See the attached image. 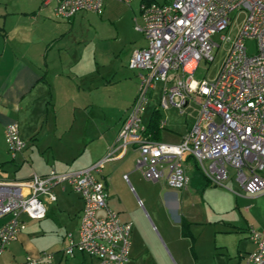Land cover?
I'll return each mask as SVG.
<instances>
[{"label": "built area", "instance_id": "obj_1", "mask_svg": "<svg viewBox=\"0 0 264 264\" xmlns=\"http://www.w3.org/2000/svg\"><path fill=\"white\" fill-rule=\"evenodd\" d=\"M56 17L70 20L80 11L102 13L105 0H54ZM130 3L134 0H117ZM140 19L135 30L144 34L146 45L133 50L129 67L138 69V88L124 115L115 142L108 151L87 167L58 171L29 178H0V255L25 228L22 215L43 219V198L56 200L54 188L68 186L83 201L77 241L67 234L63 255L77 249L96 259L95 264H129L132 223L123 221L107 204L105 164L124 156L129 147L138 152L136 168L153 182L164 180L175 189L189 182L190 159L203 177L214 186L227 187L232 178L249 195L264 192V0H138ZM245 15L238 29L220 39L228 43L216 74L195 78L201 60L212 61L219 47L218 32L229 30L234 12ZM247 40L256 42L248 52ZM157 83H161L158 112L176 108L186 115L195 105L194 119L178 143L155 139L145 119L147 105ZM160 117L158 127L165 128ZM10 157L22 151L27 142L18 125L5 126ZM233 170V175L231 172ZM127 179V175L123 176ZM240 195V192L233 190ZM254 250L252 264H264V231L250 230ZM53 254L27 257L19 264H41Z\"/></svg>", "mask_w": 264, "mask_h": 264}, {"label": "crops", "instance_id": "obj_2", "mask_svg": "<svg viewBox=\"0 0 264 264\" xmlns=\"http://www.w3.org/2000/svg\"><path fill=\"white\" fill-rule=\"evenodd\" d=\"M54 5V0H0V178L6 180L26 179L34 173L43 175L51 168L67 171L59 169L53 160L73 159L77 149L82 150V144L93 146L103 140L104 147L96 156L100 158L115 142L121 125L113 128L100 124L93 112L92 74L87 73L90 86H85V91L81 85H76L75 74H67L69 68L79 65L82 56L79 41L68 39L67 26H60L54 19ZM20 16H23L24 23H21ZM136 79L138 82L137 74ZM137 88L138 83L130 103ZM154 111L153 107L147 120ZM156 113L162 117L161 111ZM165 118L167 125L159 128L157 140L167 130L170 135L178 137L177 142L168 143H178L183 135L167 129L169 117ZM10 122L17 123L20 137L27 142V146L13 159L8 153L4 133ZM130 148L137 152L129 147L123 157ZM16 158L20 162L15 164L18 167L30 160V170L21 178L11 179L7 176L6 167L10 162L15 163ZM191 170H195L194 167ZM164 184L158 191L159 197L167 216H174L179 229L174 237L166 233L170 244L167 264H252L248 255L255 245L249 233L251 229L264 231V192L249 195L237 185L239 189L235 191L240 192L238 195L211 185L196 172L189 175V182L183 189L171 188L165 181ZM108 186L106 180L107 194ZM56 188L63 193L69 187L57 186L54 193ZM55 195L54 202L58 199ZM78 197L82 210L83 201ZM108 198L109 195L107 204L110 207ZM43 201L46 217L47 204L53 202L46 197ZM21 218L25 228L0 255V264H19L27 257L37 259L45 252L30 248V218L26 215ZM68 233L72 234L74 241L78 240L77 227L75 231L66 233L61 250L52 253V258L43 260L41 264L52 261L53 264L97 262L77 249L71 257L63 255L62 250L68 245Z\"/></svg>", "mask_w": 264, "mask_h": 264}, {"label": "rangeland", "instance_id": "obj_3", "mask_svg": "<svg viewBox=\"0 0 264 264\" xmlns=\"http://www.w3.org/2000/svg\"><path fill=\"white\" fill-rule=\"evenodd\" d=\"M244 15V11L234 12L231 15L229 30L218 32L214 36V40L220 46L213 49L212 61L201 60L199 62L194 74L195 78L210 79L216 74L228 47V43L222 41L220 36L232 35L241 25ZM52 17L54 18V16ZM20 18H22L21 23H24L23 16ZM54 19L61 24L60 26H67L68 39L75 38L79 41L81 60L78 62V66L76 64L73 69L69 68L67 74L69 76L75 74L76 85H81L84 91L85 86H90L88 84L90 80L86 77L87 73L92 74L93 112L96 113L100 124L113 128L119 126L127 108L132 103L129 102V99L133 98L134 87L138 83L136 74L138 75L140 72L138 69L129 67V58L133 49L146 45L144 34L134 28L135 19L138 24H142L139 1L123 3L117 0H105L103 11L100 14L92 11H80L70 20L59 17ZM246 45L249 53L255 52L256 42L254 40H247ZM96 76L97 81L95 80ZM160 89L161 83H157L147 105L145 119L150 115L155 104H158ZM189 106L187 108L189 113L186 115L179 114L176 108L161 110L163 118L169 117L167 129L182 135L187 131L195 113V105L191 103ZM160 140L177 142L178 137L172 136L167 130H164ZM96 144L93 146L90 143L82 144V150L83 148L84 150L77 149L78 153L73 159L55 160V158L53 161L59 169L75 170L87 167L99 159L96 156L103 149L105 142L99 140V143ZM92 156L95 157L93 160ZM137 157L138 153L130 148L122 159L105 164L101 175L105 177V180H108L109 204L113 210L118 212L123 221L132 223L130 253L133 258L131 264H167L170 244L166 233L174 237L179 229L174 216L172 214L167 216L163 202L159 197L158 191L164 187V181L153 182L146 179L142 172L136 168ZM19 163L16 158L15 163L10 162L6 167L9 178H21L30 170V160L24 162L20 167L15 165ZM187 164L195 169H189V175L193 176L195 172L201 174L193 159H190ZM231 172L233 175L232 169ZM124 173L127 175V179L122 177ZM216 187L232 192L239 189L233 176L227 182L228 188ZM58 190L59 188L55 190L58 199L56 202L47 204L49 210L44 219H28L30 248L35 251L57 253L64 245L66 233L75 231L78 227L81 201L77 193L70 187L66 188L63 193ZM53 263L54 261L49 264Z\"/></svg>", "mask_w": 264, "mask_h": 264}, {"label": "trees", "instance_id": "obj_4", "mask_svg": "<svg viewBox=\"0 0 264 264\" xmlns=\"http://www.w3.org/2000/svg\"><path fill=\"white\" fill-rule=\"evenodd\" d=\"M158 119H159V116L156 113V111H154L151 115V118L149 119V122H148V128L151 130L153 137L155 139H157L159 137V132H160V129L158 127Z\"/></svg>", "mask_w": 264, "mask_h": 264}]
</instances>
